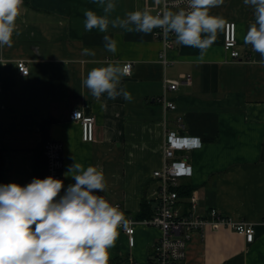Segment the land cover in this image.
Masks as SVG:
<instances>
[{"label":"crops","instance_id":"crops-1","mask_svg":"<svg viewBox=\"0 0 264 264\" xmlns=\"http://www.w3.org/2000/svg\"><path fill=\"white\" fill-rule=\"evenodd\" d=\"M113 2L110 21L136 10L155 15L162 4ZM86 10L103 14L94 0H23L16 20L19 35H13L11 47L0 48V184L27 185L45 142L61 140L64 187L75 183L64 175L75 161L96 166L107 185L98 195L119 203L126 219L136 221L135 245L121 228L109 250V264H150L161 231L137 215L144 200L149 205L146 214L159 205L161 184L153 172L164 165L167 135L199 137L198 147L176 153L179 159L188 155L192 165V174L179 178L186 190L179 198L180 209L188 210L194 192L198 214L216 208L247 220L255 224L256 237L247 242L229 225H209L203 235L195 233L189 240L186 264H264V67L252 63L260 55L243 40L254 22L253 9L243 0H224L210 10L225 24L236 22L240 56L233 58L224 49V25L203 61L196 59L198 49L175 40L165 49L156 29L128 33L110 23L107 32L86 31ZM105 35L116 40L115 54L104 49ZM84 48L93 49L95 56H84ZM20 61L29 66L28 74L20 72ZM125 62L133 63L131 74L121 80L131 101L109 99L107 94L96 100L82 87L92 68ZM186 74H191L190 82H181L177 89L166 87L167 80ZM164 96L176 107H166ZM73 110L95 116L94 139L84 140L81 121L70 118Z\"/></svg>","mask_w":264,"mask_h":264},{"label":"clouds","instance_id":"clouds-1","mask_svg":"<svg viewBox=\"0 0 264 264\" xmlns=\"http://www.w3.org/2000/svg\"><path fill=\"white\" fill-rule=\"evenodd\" d=\"M162 0H156L160 4ZM102 15L86 10V31L107 32L109 24L128 33L149 34L161 29L173 33L178 45L199 50L197 61H203L225 20L210 15L224 0H163L164 10L153 15L149 10H136L109 20L115 10L113 0H94ZM186 7H180L185 4ZM253 9L252 22L243 37L244 44L260 55L253 64L264 67V0H243ZM23 0H0V48L12 46V37L19 35L16 20ZM104 49L113 54L117 42L103 36ZM84 56H95L90 48L82 49ZM129 75L127 65L111 64L92 68L81 81L96 100L107 94L109 99L132 96L121 80ZM64 175L75 181L67 188L63 181L52 176L33 178L27 185L0 184V264H109V250L115 246L121 228L127 230L128 220L118 205L103 195L106 189L102 169L76 161Z\"/></svg>","mask_w":264,"mask_h":264},{"label":"built area","instance_id":"built-area-1","mask_svg":"<svg viewBox=\"0 0 264 264\" xmlns=\"http://www.w3.org/2000/svg\"><path fill=\"white\" fill-rule=\"evenodd\" d=\"M172 0H168L169 10L175 11L171 7ZM180 7H186L181 4ZM164 10V3L156 9L155 15H159ZM157 38L164 42V48L173 46L175 35L173 33L165 34L161 29L155 30ZM237 26L235 21H227L225 24L223 46L224 49L233 58L240 56L237 49ZM165 54V53H164ZM123 65L129 67V74L132 72L133 63L125 62ZM20 72L28 74L29 66L24 61L18 63ZM191 74L183 75L181 79L167 80L166 87L177 89L181 82H190ZM166 107L175 108L176 104L166 96L163 98ZM70 118L80 120L83 129L84 140H92L95 137V116L84 114L83 110H73ZM199 137L177 135L173 132L168 133L164 155L165 162L161 168L154 170V177L160 180L159 205L154 214L149 218L142 219L146 225L155 226L160 229V235L153 245V255L150 264H186L187 244L195 233L204 234L207 226L214 228L220 225H229L244 234L247 242H253L256 237L255 224L247 220H237L223 214L216 208L210 209L206 215H200L196 212L198 196L196 193L190 195V206L186 212H182L179 207V178L184 175L192 174V165L188 162V155L181 159L177 158L178 150L190 151L200 145ZM45 157L44 178L52 176L63 181L64 167V144L58 139H48L43 148ZM65 186V185H64ZM118 205L119 203H112ZM128 228L125 230L128 234L129 244L135 245V224L133 218H128ZM264 222V218H263Z\"/></svg>","mask_w":264,"mask_h":264},{"label":"trees","instance_id":"trees-1","mask_svg":"<svg viewBox=\"0 0 264 264\" xmlns=\"http://www.w3.org/2000/svg\"><path fill=\"white\" fill-rule=\"evenodd\" d=\"M46 124L48 125V121L46 122ZM45 126H44V129H45ZM46 132H47V127H46ZM2 168H3V155H2V150H0V182L2 181ZM44 173H45V157H44V153L42 151L41 157L38 156V159L36 160L33 178L43 179ZM177 190L179 192V195L183 194L186 191L181 186H178ZM148 206L149 205L144 200L142 202V211L137 215L138 218H140V219L149 218L154 214V212H150V213L146 214V210H147Z\"/></svg>","mask_w":264,"mask_h":264}]
</instances>
